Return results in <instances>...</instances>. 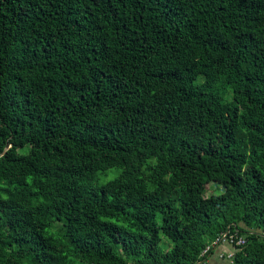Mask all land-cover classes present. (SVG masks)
Wrapping results in <instances>:
<instances>
[{
	"label": "trees",
	"instance_id": "16d2710c",
	"mask_svg": "<svg viewBox=\"0 0 264 264\" xmlns=\"http://www.w3.org/2000/svg\"><path fill=\"white\" fill-rule=\"evenodd\" d=\"M224 235L264 264V0H0V264H208Z\"/></svg>",
	"mask_w": 264,
	"mask_h": 264
},
{
	"label": "crops",
	"instance_id": "0c3cea01",
	"mask_svg": "<svg viewBox=\"0 0 264 264\" xmlns=\"http://www.w3.org/2000/svg\"><path fill=\"white\" fill-rule=\"evenodd\" d=\"M234 250L231 246L222 245L210 256L208 264H230Z\"/></svg>",
	"mask_w": 264,
	"mask_h": 264
},
{
	"label": "built area",
	"instance_id": "2783aa9c",
	"mask_svg": "<svg viewBox=\"0 0 264 264\" xmlns=\"http://www.w3.org/2000/svg\"><path fill=\"white\" fill-rule=\"evenodd\" d=\"M229 239V236L228 235H224V236H222L219 240H217L214 244H213V246L214 247H216V246H220V245H224V244H232V242H230V239ZM231 240H233V239H231ZM244 244V241H240L237 245L238 246H241V245H243ZM210 252V249H208L204 254H208ZM232 257L233 256H231V258L230 259H232ZM207 264V263H206Z\"/></svg>",
	"mask_w": 264,
	"mask_h": 264
},
{
	"label": "rangeland",
	"instance_id": "374dc122",
	"mask_svg": "<svg viewBox=\"0 0 264 264\" xmlns=\"http://www.w3.org/2000/svg\"><path fill=\"white\" fill-rule=\"evenodd\" d=\"M218 192H220V187L216 186V185H210L207 187V194H206V197H210L211 195L213 194H217ZM161 247L163 249H166L167 248V244H164V242L161 244Z\"/></svg>",
	"mask_w": 264,
	"mask_h": 264
}]
</instances>
